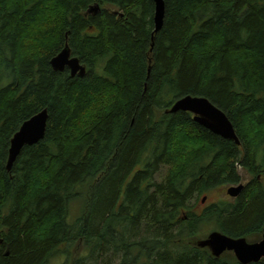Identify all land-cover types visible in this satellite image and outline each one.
Segmentation results:
<instances>
[{"label":"trees","instance_id":"16d2710c","mask_svg":"<svg viewBox=\"0 0 264 264\" xmlns=\"http://www.w3.org/2000/svg\"><path fill=\"white\" fill-rule=\"evenodd\" d=\"M164 4L156 33L155 0H0V264H240L198 242L262 239L264 0ZM66 45L84 76L53 69ZM187 96L224 112L240 144L168 112ZM43 110L44 139L8 171ZM240 169L237 198L197 209Z\"/></svg>","mask_w":264,"mask_h":264},{"label":"water","instance_id":"95a60500","mask_svg":"<svg viewBox=\"0 0 264 264\" xmlns=\"http://www.w3.org/2000/svg\"><path fill=\"white\" fill-rule=\"evenodd\" d=\"M155 32L161 30L165 13L164 0H155ZM99 8L90 10L97 13ZM51 65L55 71L64 72L68 68L71 76H84L86 67L81 65L76 57H72L68 45L51 60ZM169 113L186 112L193 114V120L212 133L240 144L236 130L227 115L214 106L209 100L200 97L187 96L173 104ZM48 112L43 110L31 119L26 121L14 135L11 141L8 159V171L13 167L19 154L25 146H35L42 141L46 135L48 124ZM244 186H233L227 190L228 195L233 198L238 197L243 192ZM206 202V197L203 203ZM211 238V241L209 239ZM201 248H207L216 258L221 257L226 252H232L240 264L257 263L264 259V234L257 243H249L245 239H231L219 232H213L206 238L198 242Z\"/></svg>","mask_w":264,"mask_h":264},{"label":"rangeland","instance_id":"374dc122","mask_svg":"<svg viewBox=\"0 0 264 264\" xmlns=\"http://www.w3.org/2000/svg\"><path fill=\"white\" fill-rule=\"evenodd\" d=\"M239 173H240V176L242 177V182L240 184H243L246 186L251 181L252 177L249 174H247L244 170H241V169L239 170ZM232 186L233 185L225 186V187H222L216 191L209 193L206 196V202L205 203H203L204 197L203 196L200 197L199 201L197 202V204H198L197 209L200 211L209 203L219 202L222 200H233L234 198L231 197L230 195H228V193H227V190ZM234 186H237V185H234ZM207 236H208L207 234L203 235L204 238ZM209 241H211V238L209 239ZM64 260H65L64 257H61V256L59 258L55 257L54 259H51L48 264H62L64 262Z\"/></svg>","mask_w":264,"mask_h":264},{"label":"flooded vegetation","instance_id":"af4514ba","mask_svg":"<svg viewBox=\"0 0 264 264\" xmlns=\"http://www.w3.org/2000/svg\"><path fill=\"white\" fill-rule=\"evenodd\" d=\"M244 190V189H243Z\"/></svg>","mask_w":264,"mask_h":264}]
</instances>
